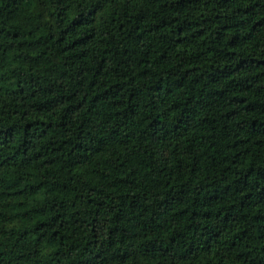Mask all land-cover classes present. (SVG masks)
I'll return each mask as SVG.
<instances>
[{
    "label": "trees",
    "instance_id": "obj_1",
    "mask_svg": "<svg viewBox=\"0 0 264 264\" xmlns=\"http://www.w3.org/2000/svg\"><path fill=\"white\" fill-rule=\"evenodd\" d=\"M0 264H264V0H0Z\"/></svg>",
    "mask_w": 264,
    "mask_h": 264
}]
</instances>
